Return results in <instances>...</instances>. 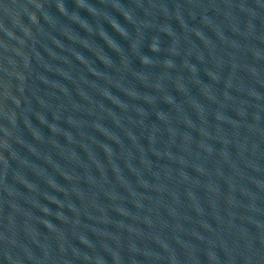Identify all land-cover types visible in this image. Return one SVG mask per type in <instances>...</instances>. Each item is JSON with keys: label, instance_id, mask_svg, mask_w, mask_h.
<instances>
[{"label": "water", "instance_id": "obj_1", "mask_svg": "<svg viewBox=\"0 0 264 264\" xmlns=\"http://www.w3.org/2000/svg\"><path fill=\"white\" fill-rule=\"evenodd\" d=\"M0 264H264V0H0Z\"/></svg>", "mask_w": 264, "mask_h": 264}]
</instances>
